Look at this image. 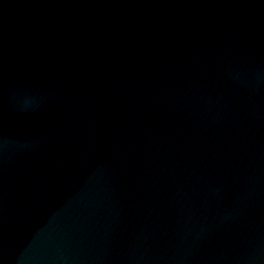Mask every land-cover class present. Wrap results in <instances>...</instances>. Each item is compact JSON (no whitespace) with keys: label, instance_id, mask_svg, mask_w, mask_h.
<instances>
[{"label":"water","instance_id":"obj_1","mask_svg":"<svg viewBox=\"0 0 264 264\" xmlns=\"http://www.w3.org/2000/svg\"><path fill=\"white\" fill-rule=\"evenodd\" d=\"M0 264H264V0H0Z\"/></svg>","mask_w":264,"mask_h":264}]
</instances>
